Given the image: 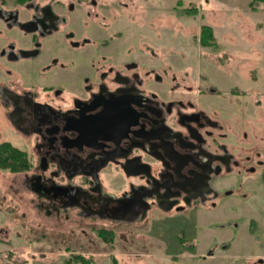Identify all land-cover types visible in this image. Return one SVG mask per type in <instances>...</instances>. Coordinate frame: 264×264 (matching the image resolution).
<instances>
[{"label":"flooded vegetation","instance_id":"af4514ba","mask_svg":"<svg viewBox=\"0 0 264 264\" xmlns=\"http://www.w3.org/2000/svg\"><path fill=\"white\" fill-rule=\"evenodd\" d=\"M136 4L147 6L0 1V143L19 148L13 139L29 141L28 150L19 148L31 156L28 168L12 172L25 175L50 220L71 224L74 238L81 234L69 241L66 261L87 263L101 253L93 248L131 244L130 234L146 224L147 255L156 263L209 257L213 250L197 251L195 226L151 222H194L204 208L225 203L238 175L261 169L264 184V147L253 141L261 135L255 129L249 137L232 122L212 87L195 88L182 71L147 61L155 55L147 19L132 15ZM111 184L117 192L107 190ZM247 223L249 235L263 238L250 241L239 259L264 264V224Z\"/></svg>","mask_w":264,"mask_h":264},{"label":"rangeland","instance_id":"374dc122","mask_svg":"<svg viewBox=\"0 0 264 264\" xmlns=\"http://www.w3.org/2000/svg\"><path fill=\"white\" fill-rule=\"evenodd\" d=\"M6 4L16 0H0ZM132 15L147 19V45L153 49L151 64H166L185 77V83L213 88L212 96L231 108L232 122H238L249 137L261 135L255 146L264 147V10L249 0H138ZM212 29L211 43L201 42V28ZM28 150L29 141L13 139ZM264 153V149H263ZM28 161L29 154L26 152ZM232 185L225 203L204 208L191 217L159 219L151 225L195 226L200 254L213 250L211 256L192 258L189 264H243L239 259L250 241L261 242L263 235H249L248 219L264 224V184L262 170L249 172ZM232 179H235L232 177ZM255 185H246L249 181ZM245 181V182H244ZM234 182V180H233ZM113 185V186H112ZM107 190L117 192L114 184ZM34 194L26 188L25 175L0 168V264H161L147 255L146 230L135 229L131 244L93 248L87 263L68 258L74 238L68 222L55 223L35 204ZM206 207V206H204ZM194 224V225H193ZM50 225V226H49ZM39 226V228L37 227ZM142 229V230H141ZM39 231L45 233L41 237ZM162 231V228L156 230ZM79 235V236H78ZM69 240H68V238ZM40 238V239H39ZM72 239V240H71ZM230 243V244H229ZM229 244L228 249L223 247ZM146 246V247H145ZM75 248V246H74ZM76 250V249H74ZM92 250V249H91ZM129 252V254H127ZM229 257V258H228ZM235 257V258H233Z\"/></svg>","mask_w":264,"mask_h":264},{"label":"trees","instance_id":"16d2710c","mask_svg":"<svg viewBox=\"0 0 264 264\" xmlns=\"http://www.w3.org/2000/svg\"><path fill=\"white\" fill-rule=\"evenodd\" d=\"M248 4L251 10H256L257 4H261L264 10V0H249ZM200 39L202 43L210 44L213 39L212 29L208 26H203ZM28 164L25 151L12 146L8 142L0 143V168L10 171L25 170L28 168ZM104 237L106 236L104 235Z\"/></svg>","mask_w":264,"mask_h":264}]
</instances>
